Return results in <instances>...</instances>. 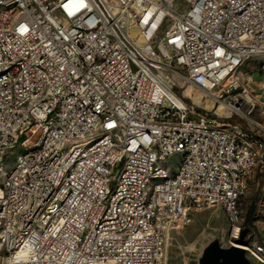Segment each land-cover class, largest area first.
Listing matches in <instances>:
<instances>
[{
	"label": "built area",
	"instance_id": "obj_1",
	"mask_svg": "<svg viewBox=\"0 0 264 264\" xmlns=\"http://www.w3.org/2000/svg\"><path fill=\"white\" fill-rule=\"evenodd\" d=\"M254 71L264 0H0V264H162L215 205L264 264Z\"/></svg>",
	"mask_w": 264,
	"mask_h": 264
},
{
	"label": "rangeland",
	"instance_id": "obj_2",
	"mask_svg": "<svg viewBox=\"0 0 264 264\" xmlns=\"http://www.w3.org/2000/svg\"><path fill=\"white\" fill-rule=\"evenodd\" d=\"M252 76L253 87L264 99V90L259 88L263 75L254 71ZM240 203L242 229H247L251 238L264 245V166L255 172ZM214 240L222 247L230 246L227 218L217 205L192 212L188 223L169 231L163 264H198L205 247ZM251 264L258 263L252 261Z\"/></svg>",
	"mask_w": 264,
	"mask_h": 264
},
{
	"label": "water",
	"instance_id": "obj_3",
	"mask_svg": "<svg viewBox=\"0 0 264 264\" xmlns=\"http://www.w3.org/2000/svg\"><path fill=\"white\" fill-rule=\"evenodd\" d=\"M247 229H242L243 238ZM198 264H251L246 258L244 250L235 245L222 247L216 240L210 242L204 249Z\"/></svg>",
	"mask_w": 264,
	"mask_h": 264
},
{
	"label": "bare ground",
	"instance_id": "obj_4",
	"mask_svg": "<svg viewBox=\"0 0 264 264\" xmlns=\"http://www.w3.org/2000/svg\"><path fill=\"white\" fill-rule=\"evenodd\" d=\"M229 243H230V246H231V245H235V246H237V247L242 248L241 244H237L236 242H233V241H231V240H229ZM242 249H243V248H242ZM163 259H164V257H163ZM162 264H163V260H162Z\"/></svg>",
	"mask_w": 264,
	"mask_h": 264
}]
</instances>
